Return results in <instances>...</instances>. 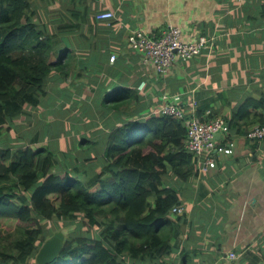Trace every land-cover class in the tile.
Listing matches in <instances>:
<instances>
[{"label": "crops", "instance_id": "1", "mask_svg": "<svg viewBox=\"0 0 264 264\" xmlns=\"http://www.w3.org/2000/svg\"><path fill=\"white\" fill-rule=\"evenodd\" d=\"M41 4H48L49 23H59L57 11L76 4L90 9L92 17L112 10L116 19L111 23L97 20L103 28L98 33L86 23V37H80V33L73 36L86 45L82 53L77 52L76 61H80L72 67L70 80L54 76V90L65 92L55 98V104L59 101V108L71 112L77 108L87 113L81 121L84 128L77 133L62 131L59 138L34 134L27 143L47 141L52 145V141L60 139V147L57 142L55 147L43 145L61 156L68 152L77 163L100 170L105 166L110 132L129 117L145 120L150 115H160L158 109L165 95L180 94L187 111L195 100L197 114L202 110L205 116L212 113L225 117L229 124L233 122L228 137L221 133L217 139L226 144L234 142V152L218 153L214 167H204L202 161H196L193 172L185 179L172 172L164 176L165 184L177 189L182 208L174 215L177 234L164 260L172 264H264V138L247 137L260 124L258 115L264 108L254 103L249 114L241 110L249 98L262 100L264 105V0H54ZM170 24L182 28L188 41L201 35L213 38L214 47L194 59L176 62L166 74H158L128 40L135 29L157 33ZM113 54L115 60H111ZM50 87L48 83L47 95L35 107L50 96ZM123 88L133 89L137 95L131 112L103 104L105 96ZM56 121L49 129L45 119V127L51 131ZM83 131L89 136L78 140ZM72 135L75 140L71 149L57 150L68 148L67 140ZM14 138L24 139L19 135ZM91 149L97 152L81 154ZM230 251L236 252L238 258L230 259Z\"/></svg>", "mask_w": 264, "mask_h": 264}, {"label": "trees", "instance_id": "2", "mask_svg": "<svg viewBox=\"0 0 264 264\" xmlns=\"http://www.w3.org/2000/svg\"><path fill=\"white\" fill-rule=\"evenodd\" d=\"M45 2L0 0V231L3 222L23 223L9 239L0 236V264H36L45 240L70 225L75 228L49 264H165L177 234L173 209L181 199L164 176L172 172L185 179L196 163L185 148L184 120L129 117L110 132L100 170L91 164L68 168L51 147L19 143L10 134L26 107L47 95L54 76L70 79L80 61L77 52L86 45L73 36L86 37V23L94 33L103 29L90 9L77 4L57 11L61 21L52 26ZM136 97L123 88L103 104L131 112ZM254 103L264 108L262 100L249 98L241 110L249 114ZM203 113L198 110L203 120L215 117ZM258 116L263 126L264 112Z\"/></svg>", "mask_w": 264, "mask_h": 264}, {"label": "built area", "instance_id": "3", "mask_svg": "<svg viewBox=\"0 0 264 264\" xmlns=\"http://www.w3.org/2000/svg\"><path fill=\"white\" fill-rule=\"evenodd\" d=\"M97 20L110 22L116 19L112 10L96 13ZM111 23V22H110ZM129 44L134 51L140 53L144 61L151 64L158 74L168 73L178 61H188L200 56L206 49L213 48V38L201 35L193 41L184 38L182 28L176 25H168L157 33L138 28L131 32ZM116 55L111 56L115 60ZM146 84L142 82V87ZM183 98L180 94H170L162 97L158 112L161 115L176 116L184 120L187 128L185 148L203 166L214 167L218 153L231 154L234 152V142H220L217 135L230 133V124L222 116H215L209 120H203L195 111L197 102H192V108L187 111L182 106ZM193 109V110H192ZM247 137L253 140L264 138V125L252 128ZM174 212H182V208L176 207ZM228 257L238 258L234 251L228 253ZM165 264H172L166 262Z\"/></svg>", "mask_w": 264, "mask_h": 264}, {"label": "rangeland", "instance_id": "4", "mask_svg": "<svg viewBox=\"0 0 264 264\" xmlns=\"http://www.w3.org/2000/svg\"><path fill=\"white\" fill-rule=\"evenodd\" d=\"M49 24H52V23H49ZM56 84L57 83L54 79L50 80L49 85L52 87V89H50V96L47 99H44L42 105L39 107L27 106L26 113H25L26 115L19 117L18 120L21 121V123H19V125L12 130V134L14 135V137H16V139H18L17 138L18 135L22 136L24 139L16 140L17 142L27 143V140H29L32 136H34V134H36L38 137H42L48 134V135H53L59 138L60 135H62V131H64L66 134L77 133L81 131L82 128H84V125L81 123V121L83 122L84 114H87V113L82 111V109L77 110V108H75L73 112H71V110L66 109V108H59L57 107V106H60L59 101L58 103L55 104V98L57 99L60 97L61 94L65 93V92L56 91V89L54 90ZM64 84H68V83H64ZM69 103L72 104L71 101H69ZM49 115H54V116L49 118ZM42 119L44 120L42 121ZM45 119L47 121L46 124L49 129L50 127L54 126V120L55 119L57 120L55 127L51 131L48 130L47 127H45ZM86 136H89V135H87L83 131V133L78 136V140L81 137H86ZM100 137L103 140L102 133ZM72 140H75L74 135H72V137H70L67 140L69 143L68 148L66 146H63L61 147V149L57 148V150L71 149V146L73 145ZM59 141L60 139H55L54 141H52V145L51 143L44 141L42 143H37L32 146L37 147L40 144H44V145H51L52 147H55L54 144L57 142V146L60 147ZM101 150H103V148ZM94 151L97 152V150H92V149L83 150L81 154L88 156V155H91ZM63 158H64L63 162L68 168H74L75 166L79 165V163H77V160L74 159L72 155L68 152H67V155L63 156ZM19 224H23V223H20L19 221H11L9 223L3 222V224L1 225L2 231H0V236L3 234L5 237L9 239L11 237L10 232L13 233L14 229H16L17 225Z\"/></svg>", "mask_w": 264, "mask_h": 264}, {"label": "water", "instance_id": "5", "mask_svg": "<svg viewBox=\"0 0 264 264\" xmlns=\"http://www.w3.org/2000/svg\"><path fill=\"white\" fill-rule=\"evenodd\" d=\"M74 228L75 225L63 227L48 237L36 254V264H49L54 261L63 250L66 238Z\"/></svg>", "mask_w": 264, "mask_h": 264}, {"label": "clouds", "instance_id": "6", "mask_svg": "<svg viewBox=\"0 0 264 264\" xmlns=\"http://www.w3.org/2000/svg\"><path fill=\"white\" fill-rule=\"evenodd\" d=\"M214 47V46H213ZM161 115V114H160ZM225 118V117H224ZM226 119V118H225ZM227 120V119H226ZM197 161V160H196ZM174 211V210H173ZM175 213H177V212H175Z\"/></svg>", "mask_w": 264, "mask_h": 264}]
</instances>
